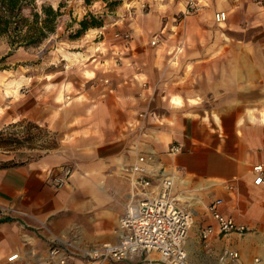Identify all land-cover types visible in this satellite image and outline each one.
Wrapping results in <instances>:
<instances>
[{
	"label": "crops",
	"instance_id": "1",
	"mask_svg": "<svg viewBox=\"0 0 264 264\" xmlns=\"http://www.w3.org/2000/svg\"><path fill=\"white\" fill-rule=\"evenodd\" d=\"M166 3L179 8L176 0ZM212 4L226 12L224 21L210 13L180 15L179 32L167 29L165 46L160 39L143 42L130 22V44L122 48H112L114 38L110 48H92L85 35L70 40L73 48L51 49L41 63L4 61L1 124L30 120L59 140L33 159L0 165V264H48L54 234L81 248L116 241L118 220L132 200L123 168L138 154L150 156L151 167L180 169L173 190L199 220L185 242L192 264H213L227 247L238 250L246 264L254 256L264 260V185L254 184L252 172L264 162V1ZM170 16L175 18L167 12L162 19L169 22ZM239 19L254 20V29ZM204 49L217 55L201 61ZM205 65L209 74L201 82ZM172 143L181 151L171 153ZM65 167L72 173L56 189L50 176ZM219 197L222 213L253 230L216 234L207 252L198 230L214 222L207 205ZM14 252L18 258L8 261Z\"/></svg>",
	"mask_w": 264,
	"mask_h": 264
},
{
	"label": "built area",
	"instance_id": "2",
	"mask_svg": "<svg viewBox=\"0 0 264 264\" xmlns=\"http://www.w3.org/2000/svg\"><path fill=\"white\" fill-rule=\"evenodd\" d=\"M188 3L189 7L197 6L195 0H188ZM226 15L224 10L216 11L214 20L224 21ZM120 35L127 43L129 32H122ZM116 36H119V33H116ZM157 40L152 39L151 44H155ZM104 81L108 82L107 79ZM169 151L178 153L181 146L172 143ZM151 159L150 156L138 154L131 164L123 168L132 185V200L118 220L117 240L81 248L74 244L73 240L64 241L54 234L49 237L50 243L46 253L48 264H76V257L89 264L139 258L142 259L141 264H192L185 242L194 222V212L173 190L174 180L180 169L176 167L175 170L167 171L163 167H151ZM252 172L254 184L264 185V162L255 163ZM71 173L72 168L65 167L61 174L50 176L51 184L56 189L63 187ZM222 204L223 199L219 197L207 205V211L214 222L198 230L199 239L207 252L211 250V240L216 234H244L253 230L248 224L222 213ZM46 230L53 234L48 228ZM16 258L18 253L14 252L7 260ZM216 260L213 264H246L240 261L238 250L228 247L217 254ZM248 264H264V260L254 256Z\"/></svg>",
	"mask_w": 264,
	"mask_h": 264
},
{
	"label": "rangeland",
	"instance_id": "3",
	"mask_svg": "<svg viewBox=\"0 0 264 264\" xmlns=\"http://www.w3.org/2000/svg\"><path fill=\"white\" fill-rule=\"evenodd\" d=\"M117 5L107 6L104 0H93L90 3H86L84 0H38V2L51 3L54 7L61 4V16L58 19V24L55 32L51 34L43 43L38 46H30L27 48L19 47L13 50L8 55L9 57L2 58L9 50L6 40L0 37V67H6L4 61H15V63H29L37 62L41 63L43 56H47L51 49L54 48H73L70 45L71 39H80L85 35L89 39V44L92 48H110V38H114L117 45L112 48H122L130 44L131 40V27L128 23L133 22L138 32H141L140 36L143 38V42L147 41L148 44L152 39H160V43L165 46L164 38L167 29L176 33L178 28L175 26L180 15L191 14V13H210L212 18L217 11L212 4V0H195L197 6L195 8L189 7L188 0H176L178 8L175 11L174 7H169L166 0H118ZM230 1V0H229ZM264 0H248V2H254L257 5ZM174 3L175 0H170ZM252 5V4H251ZM219 11V10H218ZM91 12L96 16L102 18V25L99 27L88 28L78 38H70L69 35L73 34L78 28L77 21L80 20L84 14ZM167 12L174 13L175 18L171 17L170 21L167 22L164 19V14ZM163 18V19H162ZM241 18V16H240ZM251 19V17H250ZM240 25L243 27L254 29L252 23L254 20L239 19ZM149 27L146 28L145 25ZM128 26V27H126ZM256 27H262L256 25ZM146 29V30H145ZM96 30L94 34H90L91 31ZM164 30V31H163ZM122 32H129L130 37L128 42L121 38ZM179 32V31H178ZM119 33V36H116ZM174 35L172 38L175 40ZM104 39V40H103ZM176 43V42H175ZM151 44V43H150ZM76 48V47H75ZM220 48H218L219 50ZM186 48L182 49L181 55L187 57ZM217 55V50L210 51L204 49L201 53V61L208 62L211 56ZM44 56V57H45ZM180 57V56H179ZM188 59V58H186ZM214 61L217 58H212ZM224 60V56L220 60ZM16 65V64H14ZM10 63L11 67H14L12 72L15 73L16 66ZM44 65V63H43ZM9 66V67H10ZM206 66V68H204ZM201 69V82L205 81L209 74L208 65H205ZM23 70V68H21ZM206 75V76H205ZM204 88V86H202ZM0 122V131L2 136L5 138L3 145L0 146V165L1 166H14L22 161L33 159L45 151L51 149L58 144V136L49 131L46 127H36L34 122L30 120H20L6 125H2ZM196 221L190 232L194 233V230L198 227V217L194 218ZM63 240L62 235H56ZM72 240V239H66ZM105 263V262H103ZM96 264V263H92ZM102 264V263H101Z\"/></svg>",
	"mask_w": 264,
	"mask_h": 264
},
{
	"label": "trees",
	"instance_id": "4",
	"mask_svg": "<svg viewBox=\"0 0 264 264\" xmlns=\"http://www.w3.org/2000/svg\"><path fill=\"white\" fill-rule=\"evenodd\" d=\"M90 3L93 0H84ZM107 6L117 5L118 0H104ZM61 4L54 7L51 3L38 2V0H0V37L6 40L9 50L5 56L10 55L19 47L38 46L44 42L57 28L61 16ZM78 28L70 38H78L91 27L102 25V18L87 12L77 21ZM38 127L37 123L34 124ZM5 138L0 131V146ZM2 219H8L7 217Z\"/></svg>",
	"mask_w": 264,
	"mask_h": 264
},
{
	"label": "bare ground",
	"instance_id": "5",
	"mask_svg": "<svg viewBox=\"0 0 264 264\" xmlns=\"http://www.w3.org/2000/svg\"><path fill=\"white\" fill-rule=\"evenodd\" d=\"M15 85L17 86V82H15Z\"/></svg>",
	"mask_w": 264,
	"mask_h": 264
}]
</instances>
